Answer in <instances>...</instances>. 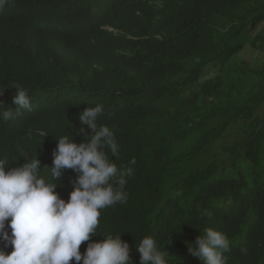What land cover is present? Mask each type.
<instances>
[{
	"label": "trees",
	"instance_id": "1",
	"mask_svg": "<svg viewBox=\"0 0 264 264\" xmlns=\"http://www.w3.org/2000/svg\"><path fill=\"white\" fill-rule=\"evenodd\" d=\"M14 84L31 109L0 119L9 167H51L56 140L81 143L79 114L104 106L97 124L118 145L105 151L133 175L93 241L122 234L139 264L135 245L152 236L169 264H201L189 246L212 228L231 241L228 264H264V0H12L0 11L4 108ZM75 178L53 181L62 199Z\"/></svg>",
	"mask_w": 264,
	"mask_h": 264
},
{
	"label": "clouds",
	"instance_id": "2",
	"mask_svg": "<svg viewBox=\"0 0 264 264\" xmlns=\"http://www.w3.org/2000/svg\"><path fill=\"white\" fill-rule=\"evenodd\" d=\"M12 0H0L2 11ZM113 31L112 28H108ZM12 107L0 101V119L13 120L20 110L31 109L27 89L13 85ZM3 95V92H0ZM104 106L87 107L78 116L82 142L61 136L53 151L52 166H44L36 157L18 167H9L7 158L0 157V243L13 250H0V264H133L130 245L122 234L97 235L101 211L127 199L124 187L133 169L120 168L108 158L118 152L114 133L106 125L97 124ZM84 126L91 131L88 132ZM135 163V160L130 162ZM50 169L51 180L42 174ZM66 169L76 173L72 191L66 200L56 192L57 183ZM10 230V233H9ZM88 242L81 253L82 243ZM139 264H169V253L161 251L156 239L145 236L139 245ZM231 241L222 232L208 228L189 246L190 254L201 264H228L225 253Z\"/></svg>",
	"mask_w": 264,
	"mask_h": 264
},
{
	"label": "rangeland",
	"instance_id": "3",
	"mask_svg": "<svg viewBox=\"0 0 264 264\" xmlns=\"http://www.w3.org/2000/svg\"><path fill=\"white\" fill-rule=\"evenodd\" d=\"M253 54V50L248 46L246 48V50L244 51L242 57L249 59ZM217 73L216 69L213 67H208L205 71V73L202 76V80H205V78H209L214 76ZM260 114L264 115V106L263 108L260 110ZM238 138V132L237 129L235 130H231L228 134V137L226 138V140L221 141L219 146L221 145H227V144H232L236 139ZM218 153H221L220 151Z\"/></svg>",
	"mask_w": 264,
	"mask_h": 264
}]
</instances>
